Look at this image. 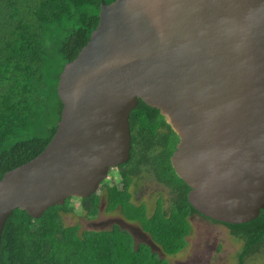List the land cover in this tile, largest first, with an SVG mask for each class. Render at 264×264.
<instances>
[{
    "label": "water",
    "instance_id": "1",
    "mask_svg": "<svg viewBox=\"0 0 264 264\" xmlns=\"http://www.w3.org/2000/svg\"><path fill=\"white\" fill-rule=\"evenodd\" d=\"M58 93L52 142L0 180V247L15 211L89 199L130 161L139 101L179 137L171 163L202 217L244 225L264 210V0H102Z\"/></svg>",
    "mask_w": 264,
    "mask_h": 264
},
{
    "label": "trees",
    "instance_id": "2",
    "mask_svg": "<svg viewBox=\"0 0 264 264\" xmlns=\"http://www.w3.org/2000/svg\"><path fill=\"white\" fill-rule=\"evenodd\" d=\"M101 6L102 0H0V180L39 157L55 137L63 111L61 74L88 45ZM129 122L131 159L111 171V180L101 186L107 212H120L166 256H176L188 246L190 218L201 216L171 163L180 139L160 111L143 101ZM146 178L170 191L167 201L158 199L153 215L144 204L134 203L131 192ZM103 194L78 199L88 220L99 215ZM73 200L50 208L40 219L15 211L3 232L0 264H171L148 246L137 245L121 227L98 232L66 226L64 215L76 212ZM227 226L244 242L239 264L264 246V210L249 224Z\"/></svg>",
    "mask_w": 264,
    "mask_h": 264
},
{
    "label": "rangeland",
    "instance_id": "3",
    "mask_svg": "<svg viewBox=\"0 0 264 264\" xmlns=\"http://www.w3.org/2000/svg\"><path fill=\"white\" fill-rule=\"evenodd\" d=\"M110 180L111 172L106 181ZM138 182L137 186L139 187H134L131 191L133 201L138 205L144 204L148 214L153 215L158 199L163 197L167 201L170 198V191L153 178H146ZM72 205L75 206L76 212L64 215V224L66 226L79 225L82 231H94L96 227H91V222L84 216L80 201L75 202L74 200ZM105 208L98 221V223L102 222L104 224L103 226L100 225L98 229L106 228L105 230L110 231L109 229L111 228L107 225V221L110 218H122V215L120 212L108 213L106 201ZM190 222L192 225V235L188 238L187 248L176 256H166L158 248L156 252L160 258L168 260L171 264H239V256L244 249V242L233 236L229 228L213 223L199 215L192 217ZM147 238L151 240L149 236ZM245 264H264V246H261L256 253L249 255L245 259Z\"/></svg>",
    "mask_w": 264,
    "mask_h": 264
},
{
    "label": "flooded vegetation",
    "instance_id": "4",
    "mask_svg": "<svg viewBox=\"0 0 264 264\" xmlns=\"http://www.w3.org/2000/svg\"><path fill=\"white\" fill-rule=\"evenodd\" d=\"M100 193L103 194L102 190H101ZM80 200L77 199V200H75V202H78ZM104 200L106 201V198L104 197V194H103L102 202H101V205H100L99 215L96 218H94L92 220H89V222H91V227H96L94 231H98V232L107 231V230H105L106 228L105 229L104 228L98 229L100 225L103 226V224H104L102 222L98 223V221L100 219V216L103 214L104 209H106L105 208V201ZM72 202H74V200ZM80 206L82 208L81 201H80ZM106 206H107V204H106ZM203 218H205V217H203ZM205 219L213 222L212 220H210L208 218H205ZM189 222H190V220H189ZM213 223L220 224V225H223V226H225V227L228 228V226L226 224H221V223H217V222H213ZM190 224H191V222H190ZM107 225L111 228L109 230H112L116 226L121 227L123 230L129 232L132 235V237H133V239H134V241L136 242L137 245H146V246H148L155 253H157L156 252V249L160 248L158 245H156L154 243V241L152 240V238L149 235L148 236L151 238V240H149V238H147L148 237L147 234L142 231V229L140 228L139 225L134 224V223H130V222L126 221L123 217L122 218L119 217L118 219L110 218L109 221H107ZM191 235H192V232H191L190 236ZM189 237H187V239H186L187 242H188V238ZM254 253H256V252H254Z\"/></svg>",
    "mask_w": 264,
    "mask_h": 264
}]
</instances>
